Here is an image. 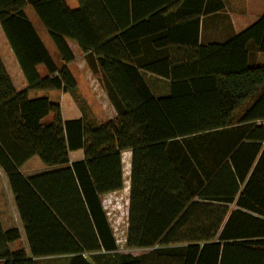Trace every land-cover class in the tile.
Segmentation results:
<instances>
[{
	"label": "trees",
	"instance_id": "obj_1",
	"mask_svg": "<svg viewBox=\"0 0 264 264\" xmlns=\"http://www.w3.org/2000/svg\"><path fill=\"white\" fill-rule=\"evenodd\" d=\"M77 1L70 9L65 0H0V28L24 77L15 85L0 57V169L29 250L11 248L19 229L4 228L0 220V264H42L43 256L61 253L73 255L69 264H92L86 251L118 249L100 196L122 188L124 149L132 150L125 248L149 251L126 253L119 264H264V64L253 61L254 52L264 53V13L225 42L197 46L192 65L181 73L151 68L172 80L171 95L157 99L139 70L126 63L122 42L131 43L118 28L173 0H118L111 6ZM203 1L206 13L224 7L223 0ZM26 6L48 32L62 65ZM66 39L97 55L115 116L98 121L82 104L66 66L75 59ZM44 89L69 93L81 102L82 116L64 119L58 101L29 96ZM194 144L206 146L202 154L209 161L200 159ZM81 148L83 159L61 170L27 178L19 171L33 156L45 165L67 164L70 151ZM246 176L238 203L252 212H229L219 202H231L237 179ZM196 193L213 202L196 204ZM89 218L101 244L84 242L87 229L81 227ZM54 227L63 242L45 244Z\"/></svg>",
	"mask_w": 264,
	"mask_h": 264
},
{
	"label": "crops",
	"instance_id": "obj_2",
	"mask_svg": "<svg viewBox=\"0 0 264 264\" xmlns=\"http://www.w3.org/2000/svg\"><path fill=\"white\" fill-rule=\"evenodd\" d=\"M94 1H97V3L99 2L100 5L106 3L110 4L109 6L113 5V3L118 2V0ZM65 2L70 9H76L78 7L77 0H65ZM223 4L224 7L222 9L206 13L203 11L204 1L201 4V0H199V2L197 3H195L194 0H190V2L189 0H187L186 2H184V0H173L171 3L164 5L161 9H159L158 13L141 17L135 23H129L127 29L119 31L118 28V32H126L125 36L129 43H131L130 47L126 45V42H122L124 46L123 56L128 57V61L126 63L131 64L139 70L153 97L158 99L170 96L172 90V80L170 76L152 71L151 68H168L169 70L171 68H180V70H178V73H181L183 71V68H188L189 65H192L194 52H196L195 48L197 46H207L210 43L225 42L234 34L238 33L249 24H251L259 15L264 13V0H223ZM127 7L129 11L128 13L130 15V2ZM199 9L200 11H198ZM33 13L34 17H36V21H34L33 18H30L28 13L27 16L34 24L51 55L53 56L56 54L59 56L48 35V32L43 26H41V23L34 11ZM66 42L72 50L75 59H77V56L82 55V57L85 59L84 63L86 64V66L90 67L94 71L96 75L94 79L101 85L107 84L100 70L97 55L95 54V52L93 50L83 52L74 40L66 39ZM253 61L256 64H264V53L258 51L254 52ZM66 66L71 69L69 63H66ZM76 83L78 86L79 82H77V80ZM82 83H87L86 78L84 82L82 80ZM113 112L114 114H112V116L105 117L102 120L109 119L115 116L116 109L114 105ZM81 116L82 112L80 108L77 107L76 115L73 118H79ZM207 147H209V145H207ZM193 148L195 152L202 155L199 156L201 157V160L204 161L207 158L209 161L210 156H207V154H202V149L203 151H205L206 146L203 145V147L201 148L200 145L194 144ZM120 155L123 186L121 189L108 191L101 194V200L102 197L106 194H116L121 191H125V193L127 194V198H129L132 150L124 149L121 151ZM83 157L84 150L82 148L70 151V160L67 164L45 165L37 157H31L19 168V171L26 178L33 177L43 173L61 170L64 167L70 166V163L72 161L83 159ZM246 178L247 176L243 180L237 179V184L239 185V187L236 193L232 194L231 202H219V204L227 206L229 212L233 210L252 212V210L238 203L240 192L242 190V187L244 186ZM195 196L196 197L193 201L196 202V204H209L213 202V200L209 199V197H204L205 195H202L200 193H196ZM126 209H128V199ZM65 211L74 212V209H66ZM103 211L112 230L113 237L116 243L114 230L110 225V221L108 220L104 208ZM0 220L4 228L16 226L19 229V239L13 241L10 244L11 248L15 249L18 247H22L27 252V254H29L27 235L23 227V222L15 204L14 195L9 187L7 177L1 169ZM89 220L90 221L85 222L84 226L81 227V230H83L84 228L87 229V234L85 232H82L84 242H89L92 245L101 244L100 236L98 235L96 226L92 218H89ZM79 221L80 220H78L77 222L79 223ZM49 230L53 231V233L50 232L49 236L43 237L42 241L45 244L54 246L61 244L63 242V238L60 230L57 227H54L52 229L50 228ZM148 251V248L122 249L118 247V249L110 251L96 248L86 251L85 253H83V255L92 264H119L125 259V256L123 255H125L126 253H129L133 256H139L143 253H147ZM72 256L73 255L70 253L45 255L40 258V262L42 264H69Z\"/></svg>",
	"mask_w": 264,
	"mask_h": 264
},
{
	"label": "rangeland",
	"instance_id": "obj_3",
	"mask_svg": "<svg viewBox=\"0 0 264 264\" xmlns=\"http://www.w3.org/2000/svg\"><path fill=\"white\" fill-rule=\"evenodd\" d=\"M25 9L29 14L30 18H33V20L36 21V17H34L32 9L29 6H26ZM53 56L56 63L58 65H62L60 57L56 54ZM0 57L13 83L15 85H21L23 83L22 74L18 68L17 61L14 58V55L7 43V40L5 39L1 28ZM84 62L85 59L82 57V55L77 56V59H74L73 61L69 62V65L71 67L70 71L72 75L75 76L77 82H79V85L77 86V92L79 93L80 97L83 96L82 98H84L82 99V104H85L88 107V110L90 111L91 115L94 116L93 118L99 121L100 119L102 120L103 118L112 116V114H114L113 105L111 100L107 96L104 85H101L94 79L96 77L94 71L90 67L86 66ZM41 71H43V68H41ZM85 78L88 84L82 83V80L84 82ZM29 96H48L51 100L58 101L60 104L62 117L65 119L75 117L77 107L79 108L81 103L77 102L70 94L63 93L61 90L58 89L31 90L29 92ZM52 117L53 114L52 112H50L47 115V119H51ZM127 199L128 198L125 191L113 194L111 196V199H109L111 200V204L115 205L116 207V217L118 218L121 224L125 221L126 218L125 210L127 205Z\"/></svg>",
	"mask_w": 264,
	"mask_h": 264
},
{
	"label": "built area",
	"instance_id": "obj_4",
	"mask_svg": "<svg viewBox=\"0 0 264 264\" xmlns=\"http://www.w3.org/2000/svg\"><path fill=\"white\" fill-rule=\"evenodd\" d=\"M113 194H106L102 197L101 203L102 206L106 212V215L108 217V220L110 221V225L114 230V234L116 237V244L119 248H125L126 243V227H127V221L125 218V221L122 222V224L119 222L118 218L116 217V207L115 205L111 204V196ZM110 203V204H109ZM127 215V209L125 210V217ZM124 223V224H123Z\"/></svg>",
	"mask_w": 264,
	"mask_h": 264
}]
</instances>
